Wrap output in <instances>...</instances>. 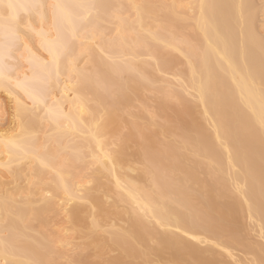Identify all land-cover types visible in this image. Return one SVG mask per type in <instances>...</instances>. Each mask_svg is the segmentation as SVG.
I'll list each match as a JSON object with an SVG mask.
<instances>
[{
    "label": "bare ground",
    "instance_id": "obj_1",
    "mask_svg": "<svg viewBox=\"0 0 264 264\" xmlns=\"http://www.w3.org/2000/svg\"><path fill=\"white\" fill-rule=\"evenodd\" d=\"M9 2L46 7L35 58L0 29V264H264V0ZM58 34L77 62L21 131Z\"/></svg>",
    "mask_w": 264,
    "mask_h": 264
},
{
    "label": "snow or ice",
    "instance_id": "obj_2",
    "mask_svg": "<svg viewBox=\"0 0 264 264\" xmlns=\"http://www.w3.org/2000/svg\"><path fill=\"white\" fill-rule=\"evenodd\" d=\"M46 6L43 4H17L9 2L7 4L3 3V0H0V8L6 9V12L0 13V29L6 30L12 37L14 41H19L26 51H29L30 57L35 58L36 54L32 53L28 49L27 40L29 39L28 32L34 31L32 29L30 21L25 23L20 15L21 10L28 12L29 10H41ZM52 9H66L68 5L54 4L49 5ZM95 7V6H93ZM203 7V6H202ZM55 15V13H54ZM27 29V31H24ZM82 42V51L79 54V58L82 59L86 52L83 49ZM41 49L47 53L51 60L44 59L42 61L44 67L47 69L46 74L41 78L38 85L32 90L25 89V95L31 100L32 106L21 101H17V107L13 113V121H20L21 131L24 130V125L27 121L33 118L46 119L51 115V108L47 105V97L52 96V93L55 91V88H58L61 79H62V63L67 62V65L70 66L77 62V54L73 50L72 42L68 39H63L58 34L54 40H42ZM4 52L0 51V62L3 61ZM3 78L2 63H0V80ZM73 77L71 74L65 79V93L68 96H71V90H77L79 81L71 84V89L69 86V81H72ZM55 86V87H54ZM52 99L55 103H59L56 100L55 96H52ZM43 104V107L40 105ZM40 112H44L43 117L40 116ZM6 119V117H5ZM24 161H22L23 163ZM86 203V201H84ZM63 203V202H61ZM93 211V228L94 230H101L95 220V209ZM261 239L264 240V234H262Z\"/></svg>",
    "mask_w": 264,
    "mask_h": 264
},
{
    "label": "rangeland",
    "instance_id": "obj_3",
    "mask_svg": "<svg viewBox=\"0 0 264 264\" xmlns=\"http://www.w3.org/2000/svg\"><path fill=\"white\" fill-rule=\"evenodd\" d=\"M255 2H257V4H261V1H260L259 3H258V1H255ZM255 4H256V3H255ZM257 4H256V5H257ZM258 6H259V5H258ZM259 15H260V14H259ZM260 16H261V15H260ZM257 18L260 19V20H259V19L257 20V21H258L257 24H261V26H263V21L259 23V21H261V20H263V19H261V17H257ZM257 26H260V25H257ZM107 27H108V26H107ZM110 27H111V26H110ZM110 27H108L109 30H107L108 28H106L108 34L105 33V35H108V36H109V35L111 34V29H112V28H110ZM259 28H262V27H259ZM261 30H262V29H261ZM104 32H105V31H104ZM262 35L264 36V32H262ZM82 59H83V58H82ZM78 63H79V64H80V63L82 64L83 61L78 62ZM82 65H83V64H82ZM24 66H25V64H24ZM24 70H25V72L27 71V69H24ZM0 101H1V103H3V105H5V107H6V112L9 111L8 109H10V106H11V105L9 106V104H8V102H7V99L5 98V96H4L3 94H0ZM8 106H9V107H8ZM7 107H8V109H7ZM10 111H11V109H10ZM10 111H9V113L7 112V115L4 114L3 116H0V130H2V131L5 130V129H7V128H9V126H10V124H8V123L11 122ZM6 112H5V113H6ZM8 115H9V116H8ZM5 117H6V119H5ZM52 146H53V145H51V148H52ZM53 147H54V146H53ZM1 172H2V171H1ZM1 172H0V173H1ZM4 173H5L4 171L1 173V175H2L3 178H2L1 175H0V177H1L0 180H3V181H5V182L2 181V183H1V181H0V183L2 184V187L4 186V188H5V187L7 188V186L9 187V182H10L9 179H10L11 177H10L9 174H8L9 177H7L6 175H4ZM5 176H6V178H5ZM11 180H12V181H11L12 183H10V184H13V181H14V180H13L12 178H11ZM7 182H8V185H7V184L5 185V183H7ZM17 182H18V180H16V183H14L13 186L16 187V184H17V186H18V185L21 186V187L19 186V188H22V187L24 186V181L21 180V181H20L21 184H19V182H18V183H17ZM2 187H1V188H2ZM10 187L12 188V186H10ZM6 188H5V189H6ZM7 189H10V188H7ZM51 216H53L54 219H51ZM49 218H50L49 220H51V221L54 220V222H56V223H57L58 220H60V222H62V221H61L62 219L59 218V217H57V219L59 218L58 220H55L56 218H55L54 215H50ZM48 223H49L51 226H52V224H54V223H51L50 221H48ZM58 223H59V222H58ZM48 229L50 230V226H49V227L47 226L46 231H47ZM49 230H48V231H49ZM48 231H47V232H48Z\"/></svg>",
    "mask_w": 264,
    "mask_h": 264
}]
</instances>
